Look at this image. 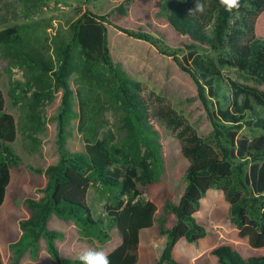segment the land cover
<instances>
[{
  "label": "trees",
  "instance_id": "trees-1",
  "mask_svg": "<svg viewBox=\"0 0 264 264\" xmlns=\"http://www.w3.org/2000/svg\"><path fill=\"white\" fill-rule=\"evenodd\" d=\"M196 3L197 0H160V10L172 29L189 39L188 53L175 58L196 81L209 111L213 130L207 136H201L170 104L153 107L143 93V84L114 62L107 15L92 11L79 15L69 26L68 42L60 47L57 63L27 52L12 58V65H19L28 82L36 87L30 98L36 108L52 100L58 90H64L58 116L59 159L45 170L34 169L43 172L47 181L40 189V198L25 200L32 215L19 222L22 235L13 244L15 255L30 249L36 257L44 238L57 264H78L76 258L64 257L56 243L65 234L48 227L55 213L73 221L83 237L96 239L100 245L111 239L110 229L116 227L123 242L108 254L110 264H137L140 233L151 229L157 220L159 232L168 237L158 264H184L175 258L174 248L182 238L197 243L210 232L207 224L198 221L197 214L207 192L218 189L230 204L235 227L251 226V245L256 252L243 257L233 243H224L211 254L219 264H264V133L253 138L240 134L245 127L264 130V89L240 82L223 71V67L234 68L264 86V38L256 33L264 0H239V8L232 12L226 11L220 0H201L203 13L194 11ZM263 19L264 16L260 24ZM115 27L156 45L148 33ZM16 35L12 32L5 38ZM76 48L88 66H107L117 83L126 131L121 142L111 129L98 135L94 117L79 93L85 151L71 152L66 148L73 96L68 77ZM35 118L34 114L32 120ZM153 120L163 121L177 132L182 153L189 160L184 192L178 202L167 197L162 210L144 197L164 172L162 143ZM17 134L16 119L6 112L0 88V148L6 154L0 156V207L10 184L11 167L18 164L13 149ZM93 187L108 196L105 218L93 216L88 200ZM172 214L176 222L169 227ZM0 231L5 236L1 221ZM0 264H6L1 249Z\"/></svg>",
  "mask_w": 264,
  "mask_h": 264
},
{
  "label": "rangeland",
  "instance_id": "rangeland-1",
  "mask_svg": "<svg viewBox=\"0 0 264 264\" xmlns=\"http://www.w3.org/2000/svg\"><path fill=\"white\" fill-rule=\"evenodd\" d=\"M85 11L108 16L109 47L113 60L143 84V93L153 107L170 104L201 136H207L213 130L212 119L196 81L175 58H182L188 53L189 39L177 34L163 17L160 0H0V88L5 96L6 112L15 117L18 129L13 143L15 158L18 159V164L11 167L14 176L36 175L42 181L41 175L45 174L34 169L45 170L58 162V116L62 109L64 90H58L52 100L36 108L30 103L36 87L28 82L19 65H12V58L27 52L57 63L60 47L68 42L69 26ZM260 19L256 33L263 38L260 30H264V19L261 24ZM116 25L148 33L153 36L156 45L130 36L117 29ZM12 32L17 33L16 37L5 38ZM223 71L240 82L264 89L263 85L234 68L223 67ZM68 82L73 96L72 114L67 122L66 148L71 152L85 151L86 135L80 129L79 93L83 95L89 113L94 117L98 135L102 136L111 129L116 133L117 141L121 142L126 133L121 101L117 83L108 67L103 64L88 66L76 48ZM34 114L36 118L32 120ZM153 123L159 132L164 155L163 177L154 186L160 187L161 196L178 202L186 186L184 174L189 160L182 153V143L177 132L163 121L153 120ZM263 133L264 130L245 127L240 134L253 138ZM0 156H6L2 148ZM151 187L144 195L147 199H151ZM40 189L37 188L36 192L39 193ZM88 200L93 216L105 218L108 196L93 187L89 191ZM1 222L6 234L7 221ZM233 227L235 225L231 221L227 230ZM250 229L251 226L247 225L240 232L235 230L226 234L231 243L233 238H241L243 243H233V248L243 257H249L255 252L250 246ZM74 233L69 232L70 235ZM10 247V256L4 250L7 264H31L35 258L29 249L15 255L13 243ZM71 255L72 259L77 257ZM22 256L27 260L23 262ZM202 259L205 261L207 256ZM216 264H219L217 258Z\"/></svg>",
  "mask_w": 264,
  "mask_h": 264
},
{
  "label": "crops",
  "instance_id": "crops-1",
  "mask_svg": "<svg viewBox=\"0 0 264 264\" xmlns=\"http://www.w3.org/2000/svg\"><path fill=\"white\" fill-rule=\"evenodd\" d=\"M262 16H264V12L260 15L261 18ZM260 35L264 38L263 29L260 30ZM41 176L42 181L36 175L14 176L11 171L10 184L6 190L4 203L0 207V221L6 220L8 229L5 236H3V232L0 231V249L6 264L7 262L5 259L4 250H6V253L8 256H10V244H16L22 235V230L19 223L20 220L29 218L32 215V210L28 205H26L25 200L27 198H40V192H36V189L39 187L43 188L46 185V175ZM150 194V200L155 202L158 208L162 210L166 198L165 196H161L160 187H156L154 184H152V187L150 188ZM206 197L202 199V206L197 214V218L201 224H207L209 226L210 232H208L207 236L202 238L197 243L189 242L184 238L177 242L173 253L175 258L184 264H216V257L211 254V251L221 244L231 243L228 240L230 237H226V234H228L229 231L231 232L236 230L240 232L244 228L243 227L242 229H239L233 227V229L227 230L231 222L230 204L226 200L222 190L211 189L207 192ZM175 222L176 217L174 214H172L171 221L168 223V226L172 227ZM48 227L52 230L61 231L65 234L64 238L57 239L56 243L62 255L66 258L72 259L73 256L71 254L77 256L79 254L77 251H81L89 247L103 248L108 254H110L123 242V238L121 234L117 232L116 227H112L110 229L112 234L111 239L100 245L96 239L83 237L79 228L74 224L73 221H66L55 213L51 214L48 221ZM73 230H75L78 234L76 235ZM71 231L74 234L70 235L71 233L69 234V232ZM167 239L168 237L166 235H162L159 232L157 220L151 229L141 231L139 260L137 264H158L164 251ZM240 239L233 238L232 242L236 245L242 244L243 242ZM40 245L41 250L38 255L33 258L34 260L31 262V264H57V262L47 251L46 241H40ZM250 246L253 249L251 242ZM253 251H255V249ZM255 252L253 254H255ZM204 256H207L205 261L202 259ZM26 260L27 258H23L22 256V261L24 262ZM161 264L168 263L163 262Z\"/></svg>",
  "mask_w": 264,
  "mask_h": 264
},
{
  "label": "clouds",
  "instance_id": "clouds-1",
  "mask_svg": "<svg viewBox=\"0 0 264 264\" xmlns=\"http://www.w3.org/2000/svg\"><path fill=\"white\" fill-rule=\"evenodd\" d=\"M220 5L228 12L239 8V0H220ZM204 5L197 0L194 11L203 13ZM78 264H110L108 253L103 248L89 247L82 250L76 257Z\"/></svg>",
  "mask_w": 264,
  "mask_h": 264
}]
</instances>
